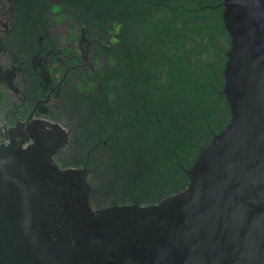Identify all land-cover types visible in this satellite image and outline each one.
I'll use <instances>...</instances> for the list:
<instances>
[{
	"label": "trees",
	"instance_id": "trees-1",
	"mask_svg": "<svg viewBox=\"0 0 264 264\" xmlns=\"http://www.w3.org/2000/svg\"><path fill=\"white\" fill-rule=\"evenodd\" d=\"M14 1L8 51L37 88L42 51L61 83L44 112L69 130V163L86 168L94 198L150 205L183 190L232 115L224 0Z\"/></svg>",
	"mask_w": 264,
	"mask_h": 264
},
{
	"label": "water",
	"instance_id": "water-1",
	"mask_svg": "<svg viewBox=\"0 0 264 264\" xmlns=\"http://www.w3.org/2000/svg\"><path fill=\"white\" fill-rule=\"evenodd\" d=\"M224 5L232 42L223 91L232 115L188 169V185L150 205L93 210L86 199V221L54 235L35 221L38 188L30 184L40 166L52 174L51 153L68 133L56 124L31 133L28 149L18 140L1 145L0 264H264V0ZM64 174L87 183L86 168Z\"/></svg>",
	"mask_w": 264,
	"mask_h": 264
},
{
	"label": "flooded vegetation",
	"instance_id": "flooded-vegetation-1",
	"mask_svg": "<svg viewBox=\"0 0 264 264\" xmlns=\"http://www.w3.org/2000/svg\"><path fill=\"white\" fill-rule=\"evenodd\" d=\"M10 29L6 26L5 22H0V32L8 33L9 31L8 34L11 37L12 32H10ZM7 33H4V35L0 33V38L7 36ZM7 43L8 41H6V45L4 46L0 41V87L5 82L11 92L10 90L8 91V96L4 94L0 104L1 106H8L9 102L11 104L9 105V109L2 108V111L0 107V146L13 145L18 140L22 142L21 147L23 149H28V146L35 141L31 137V133L46 135V128H51V125L56 124L62 126L68 133L67 141L62 146L56 148L50 156L52 163L57 168L49 164V170L52 174L48 176L47 173L43 174L44 166L38 167L35 170L37 172L35 182L33 181L30 184L33 189L38 188L31 195L33 201L32 212L35 221L41 224L40 227H49L50 233L54 235L67 236V233L71 234L73 232L74 222L86 221V212L88 211L85 207L86 199L93 210H98L108 205L104 200L94 198L96 196L95 189L90 181L87 182L88 185L82 182L77 184L73 182V175L64 174L67 169L82 167L73 164V162L69 163L66 153L67 149L71 147L69 130L65 129L60 121L54 119L52 117L54 115L51 112H44L45 104L52 106V93L59 90L57 86L60 87L61 83L53 85L50 83L49 78L47 79L46 70L42 64V58L45 60V57L40 55L42 51L32 55L33 59L37 58V61H34L33 68L38 70L41 79L43 78L39 83L41 87L37 88L32 85L25 74L29 65L19 55H13L11 49L9 52ZM47 88H49L47 94L45 96L41 95ZM9 96L10 100H8ZM4 98H7V100L3 101ZM35 120L43 121L45 127L35 123L33 125L32 123L30 125L26 124L28 121L32 122ZM1 150L0 148V152ZM31 169V164H28V170ZM44 178L47 179L41 182V179ZM47 247L45 251H42L46 253Z\"/></svg>",
	"mask_w": 264,
	"mask_h": 264
},
{
	"label": "rangeland",
	"instance_id": "rangeland-1",
	"mask_svg": "<svg viewBox=\"0 0 264 264\" xmlns=\"http://www.w3.org/2000/svg\"><path fill=\"white\" fill-rule=\"evenodd\" d=\"M11 1V3H10V5H0V12L4 15L6 12H7V10H9L8 9V7L9 6H11V5H13L15 8H16V14H17V12H18V10H17V4H16V2L14 1V0H10ZM9 11H11V14H12V11H13V9H11V10H9ZM10 14V15H11ZM3 15H2V17H3ZM1 17V18H2ZM8 23V22H7ZM9 24V26H10V23H8ZM4 33H6V32H2V34L4 35ZM12 37V36H11ZM11 37H9V36H4V37H2V38H0V41L4 44V46L6 45V41H8L9 40V38H11ZM9 42V41H8ZM10 59H12V58H10ZM8 61H9V59H8ZM8 61L7 60H5V62L6 63H8ZM11 62V61H10ZM57 75H59V74H56V76ZM2 91H6V95L8 96V89H9V87H8V85L4 82V83H2ZM1 91V90H0ZM3 93L4 92H0V94H2L1 96H0V102H1V99L4 97V95H3ZM7 100V98H4L3 99V101H6ZM8 100H10V96L8 97ZM11 104V102H9V105ZM9 105L8 106H1V104H0V107H1V111H2V108H5V109H9Z\"/></svg>",
	"mask_w": 264,
	"mask_h": 264
},
{
	"label": "crops",
	"instance_id": "crops-1",
	"mask_svg": "<svg viewBox=\"0 0 264 264\" xmlns=\"http://www.w3.org/2000/svg\"><path fill=\"white\" fill-rule=\"evenodd\" d=\"M10 3H11L10 0H0V5H10ZM8 9L9 10L13 9L12 14H11V11H9V10H7V12L4 15L0 12V22H5L6 26L8 28H12L14 25V22L17 21L16 8L13 5H11L8 7ZM2 15H3V17H2ZM7 22L10 23V26ZM0 33H2V32H0Z\"/></svg>",
	"mask_w": 264,
	"mask_h": 264
}]
</instances>
